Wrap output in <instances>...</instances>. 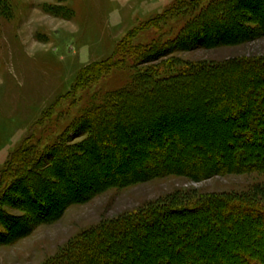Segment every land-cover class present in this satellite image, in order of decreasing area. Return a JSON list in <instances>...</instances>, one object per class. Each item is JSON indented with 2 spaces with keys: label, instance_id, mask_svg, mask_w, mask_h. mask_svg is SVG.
Segmentation results:
<instances>
[{
  "label": "trees",
  "instance_id": "16d2710c",
  "mask_svg": "<svg viewBox=\"0 0 264 264\" xmlns=\"http://www.w3.org/2000/svg\"><path fill=\"white\" fill-rule=\"evenodd\" d=\"M3 4L0 0L1 10ZM170 14L185 20L177 36L157 47L163 53L233 45L253 36L247 20L264 32V0H188ZM114 54L122 57V45ZM116 63L111 59L97 70ZM194 112L198 115L190 117ZM80 121L89 131L83 147L61 138L44 155L33 148L14 153L12 159L19 153L10 171L15 182L1 186L2 199L10 202L17 191L40 221L52 217L44 211L47 186L55 185L49 166L57 169L64 189L83 186L80 174L94 167L100 175L91 185L97 189L171 175L204 180L264 174V58L139 70L127 87L109 93ZM107 167L113 168L110 176L104 174ZM48 264H264V202L229 195L185 209L159 205L84 234Z\"/></svg>",
  "mask_w": 264,
  "mask_h": 264
},
{
  "label": "rangeland",
  "instance_id": "374dc122",
  "mask_svg": "<svg viewBox=\"0 0 264 264\" xmlns=\"http://www.w3.org/2000/svg\"><path fill=\"white\" fill-rule=\"evenodd\" d=\"M187 1L4 0L0 8V188L14 184L10 171L17 166L19 153L11 157L21 149L33 148L44 155L62 139L67 145L83 147L89 131L80 127L82 117L109 93L127 87L139 70L165 68L174 62L181 66L264 58V32L250 20L244 23L253 36L233 45L197 46L171 54L157 50L178 35L185 16L170 13L177 3ZM165 17L167 22L158 25ZM119 45L122 57L114 54ZM111 59L117 62L114 66L97 70ZM89 65L92 69L78 81ZM54 168L48 167L55 185L47 186L44 211L52 215L47 220L33 215L32 204L17 191L9 195L10 202L0 195V264H48L84 234L159 205L185 209L204 198L229 195L264 202V174L259 172L210 175L204 180L171 175L97 189L91 185L100 175L94 167L80 174L83 186L69 184L64 189ZM111 169L105 168L104 174L112 175ZM18 183L26 186L23 179Z\"/></svg>",
  "mask_w": 264,
  "mask_h": 264
}]
</instances>
